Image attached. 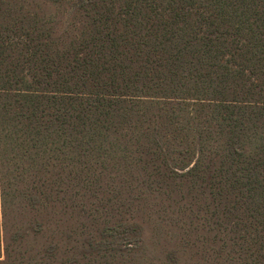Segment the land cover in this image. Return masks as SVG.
Returning a JSON list of instances; mask_svg holds the SVG:
<instances>
[{"label": "trees", "instance_id": "1", "mask_svg": "<svg viewBox=\"0 0 264 264\" xmlns=\"http://www.w3.org/2000/svg\"><path fill=\"white\" fill-rule=\"evenodd\" d=\"M158 213L264 264V0H0V264L133 262Z\"/></svg>", "mask_w": 264, "mask_h": 264}, {"label": "rangeland", "instance_id": "2", "mask_svg": "<svg viewBox=\"0 0 264 264\" xmlns=\"http://www.w3.org/2000/svg\"><path fill=\"white\" fill-rule=\"evenodd\" d=\"M104 204V201H102ZM97 207V206H96ZM108 208V207H107ZM154 213L157 212V209L150 208ZM108 210V209H107ZM101 208L98 205V210L96 211L95 208L91 212L93 215H96L94 217L97 218L98 224L97 226H101L103 223H111L114 221L115 217L107 216L106 213L103 211L100 214ZM108 213V212H107ZM161 213L153 214V218L149 217V222H151V226L148 229V235L147 239L145 241L146 246L144 249V252L141 254L137 252L138 259L131 262L130 258L131 255H128L127 258L124 260L121 256H114V257H108L106 258H98L97 256H92L91 260L86 261V264H172L167 259V251L174 245L177 244L180 246L181 250L184 252L182 253V258L179 264H218V259L215 252V249L212 248V246L208 245L204 242L205 235L203 233H191V234H185V233H179L177 231L172 230V228L169 226V230L172 234H166L162 233V231L159 232L157 227L159 225L157 224L158 219L156 217L160 216ZM168 216V215H167ZM167 218H171L175 221H186L187 218H185L184 215H170ZM157 221V222H156ZM93 220H89L87 222V226L92 227ZM161 224L160 222H158ZM75 225L79 224V220L74 222ZM162 225V224H161ZM91 232L95 233V230H90ZM58 239L62 241L64 237L63 230L60 231V234L57 235ZM132 252V250L130 251ZM84 261H75L73 264H84ZM219 264H222L221 261H219Z\"/></svg>", "mask_w": 264, "mask_h": 264}]
</instances>
